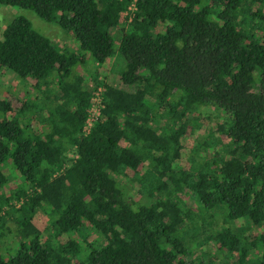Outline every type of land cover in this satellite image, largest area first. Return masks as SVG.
Listing matches in <instances>:
<instances>
[{"label":"trees","instance_id":"16d2710c","mask_svg":"<svg viewBox=\"0 0 264 264\" xmlns=\"http://www.w3.org/2000/svg\"><path fill=\"white\" fill-rule=\"evenodd\" d=\"M0 4L33 10L79 44H55L24 15L0 36V71L46 87L41 103L29 97L15 107L0 97V186L7 164L31 186L13 195L17 209L8 196L0 204V220L4 204L18 213V245L0 250V264H225L187 259L194 243H213L237 256L236 264H264V0ZM129 18L118 52L122 82L133 91L103 76L114 66L112 30ZM89 63L97 65L93 81L103 89L102 111L85 134L95 92L79 68ZM210 108L222 112L221 121ZM37 111L42 133L25 122ZM201 131L210 135L204 147L223 144L228 151L178 167L183 139ZM148 161L152 166L143 170ZM120 174L133 178L144 200ZM181 193L197 200L201 213ZM40 210L51 216L47 233L34 222ZM212 210L225 213L223 223ZM246 220L262 232L237 233L231 222ZM89 227L106 244L91 242ZM6 231L0 227V239Z\"/></svg>","mask_w":264,"mask_h":264},{"label":"rangeland","instance_id":"374dc122","mask_svg":"<svg viewBox=\"0 0 264 264\" xmlns=\"http://www.w3.org/2000/svg\"><path fill=\"white\" fill-rule=\"evenodd\" d=\"M17 15H24L26 16L32 23L33 27L39 31L41 34L49 37L55 44L66 47L69 49H75L78 42L75 39L74 35L65 32L59 25L55 23H49L45 20H43L41 17H39L33 10L31 9H24L20 7H12V6H4L0 4V36L2 34L3 29L5 26ZM129 20L123 21L119 26L113 28L112 32L114 35V38L116 40V55L113 58L114 66L109 67L105 70H103L106 73V80L109 84L114 85L116 87H121L122 89H125L127 91H133L135 90L134 86L126 85L122 82L121 79V69L123 68L124 61L123 58L120 56L118 52V46L120 43V40L122 38L123 32L128 27ZM79 45V44H78ZM97 70V65L93 63H89L84 66H80L79 71L80 74H82L85 78V85L91 89L92 91L96 92L100 87L97 89L95 88V82L93 81V75L95 74ZM35 81L30 80H22L19 78L15 72L4 69L0 71V97H7L12 101V104L15 107H20L22 104V101L25 98H31L32 101H38L39 103L44 102L45 95L42 94L41 90H45L46 87L43 86L41 90L37 89L35 87ZM95 89V90H94ZM210 111H212L213 115H215L214 119L219 122L222 120V117L220 118L218 115H223L222 112H217L218 115H216V110L214 108H210ZM42 115V112L37 111L35 114L30 113L27 118H25V122L30 123L36 133H42L43 131V124L40 120ZM155 124L157 126H161L164 124V121H156ZM215 128V125H214ZM205 131H201L197 134H191L186 136L182 143H183V149L181 150V158L177 162L178 167H188L190 165L192 157L196 160H201L205 155H208L212 157L216 154V152H222L225 154V152L228 151V148L224 146L223 144H213L209 147H204L202 142H204L206 139H208L210 136L208 132L202 133ZM215 136L218 138H222L219 133L215 132ZM200 145V148H197V152H194V148L196 149L197 145ZM154 151L155 149L152 148ZM221 153V154H222ZM70 157H75L76 155L71 150L69 153ZM152 162L148 161L145 163L143 170L150 168L152 166ZM66 166H68L66 164ZM3 173L7 178V181L5 182L4 186H0V204L5 203V199L8 196L11 201L15 204L16 209L20 206V202L15 200L13 197L14 194H16L21 189H30L31 186L26 182L25 177L20 175L15 168L11 164H7L3 166ZM117 179L122 182V184H125L127 188L133 193V196L138 198L139 200H144L145 195H142L138 192L136 187V182L131 178L129 175H118ZM178 197L183 200L188 207L192 208L195 212L201 213L202 211V205L197 201L194 200L188 193H181L178 195ZM148 197L146 198V200ZM14 206V205H13ZM2 214L1 216L4 218L3 220H0V227L6 226L8 231L5 232L3 238L0 239V250L1 252L7 253L8 249L10 247L16 248L18 245V242L16 238L14 237V232L16 230L17 226V217L18 213L17 211L11 209L9 206H6L5 204L2 206ZM213 211V210H212ZM213 214L217 217V220L219 223H223L222 219L224 218L225 213H222L218 210L215 212L213 211ZM3 221L5 223L3 224ZM34 222L44 231V233H47V228H49V225L51 223V216L48 214L47 211H38L36 215L34 216ZM233 228L235 231L239 234L246 233L247 231H251L254 234H259L262 232L263 228L260 227V225L253 224L250 220H246L245 223L240 222H231ZM90 233H89V240L91 242H94L97 245L100 244H106L107 239L101 235L97 230L91 229L89 227ZM202 238V237H201ZM252 255L256 254V251L252 250ZM197 256H202L205 261H210L212 259H216L218 262L225 263V264H236L237 263V256L235 255H229L225 252H222L218 250L213 243L199 246L192 244L191 246V252L187 254L186 258L191 259L195 258Z\"/></svg>","mask_w":264,"mask_h":264},{"label":"built area","instance_id":"2783aa9c","mask_svg":"<svg viewBox=\"0 0 264 264\" xmlns=\"http://www.w3.org/2000/svg\"><path fill=\"white\" fill-rule=\"evenodd\" d=\"M134 7H131V10H133ZM130 21V18H129ZM102 87H100L98 89V91L95 92L94 94V103L92 105V107L89 110V114H88V118L86 120V124L84 126V133L88 134L93 125L97 122V120L100 118L101 116V111H102V99H101V92H102Z\"/></svg>","mask_w":264,"mask_h":264}]
</instances>
